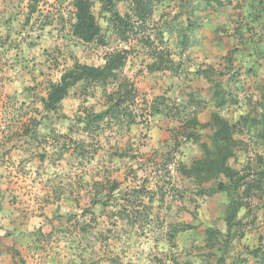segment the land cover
Masks as SVG:
<instances>
[{
	"label": "rangeland",
	"instance_id": "1",
	"mask_svg": "<svg viewBox=\"0 0 264 264\" xmlns=\"http://www.w3.org/2000/svg\"><path fill=\"white\" fill-rule=\"evenodd\" d=\"M129 1H117L115 9L124 15ZM218 1L223 5L207 0L192 3V19L198 24L183 59L179 60L174 38L166 36L180 69L155 74L146 72L149 57L134 38L122 44L106 31L105 15L97 3L93 11L106 47L84 45L71 37L70 0H38L36 14L26 26V12L21 8L27 32L39 29L42 23L47 27L30 35L32 60L22 67L23 76L31 72V77L22 79L28 83L23 98L26 105L5 110L6 117L1 118L13 129L7 132L9 158L7 171L0 178V264H216L224 252V264H257L248 252L264 246L262 197L247 201L238 212L241 230L237 239L229 241L227 250L221 244L211 250L205 247L206 228L217 230L223 240L227 197L217 188L222 178L197 187L178 177L177 163L189 164L200 157L192 140L177 138L179 147L169 164L172 167L167 166L181 123L157 116L129 132L108 129L97 137L86 136L80 132L76 116L101 101L98 89L87 96L81 95L79 87L72 89L56 113H43L40 104L47 85L58 81L74 62L99 66L108 52L130 48L118 81L128 79L134 84L141 108L143 100L149 102L161 95L176 104L193 99L191 104L199 105L187 106L184 116L196 115L204 123L214 104L208 100L209 85L198 71L208 70L212 82H220L231 93L221 116L234 122L241 115L259 113L258 103L264 104V0ZM177 6L175 0L162 2L148 28L162 25L161 13L171 21L179 12ZM237 27L243 32V41L235 35ZM232 100H236L234 105ZM32 122L38 124L34 127ZM25 130L29 134L24 135ZM208 132L198 130L192 136L206 142ZM235 138L245 145L235 151L228 165L238 171L248 164L257 169L255 156L264 153L259 141L253 133L236 134ZM81 141L84 150L79 157L72 154L73 144ZM113 185L118 187L113 196L127 194V201L111 199L103 207ZM136 189L144 192L141 201L147 207L135 198ZM122 204L130 205L125 221L112 216ZM182 225L185 231L170 239L172 228Z\"/></svg>",
	"mask_w": 264,
	"mask_h": 264
},
{
	"label": "trees",
	"instance_id": "2",
	"mask_svg": "<svg viewBox=\"0 0 264 264\" xmlns=\"http://www.w3.org/2000/svg\"><path fill=\"white\" fill-rule=\"evenodd\" d=\"M28 5V17L25 18L24 24L27 25L30 16L37 11L38 0H31ZM119 0H70L73 8L69 30L71 37L84 45L94 44L100 47L108 46L105 34L98 24L94 15L95 4L100 5V11L105 15V22L117 42L127 44L129 39L134 38L136 43L147 53L149 62L145 65L148 74L171 72L174 73L180 69V64L172 59L173 53L168 46V35L174 38V48L179 52V60L184 58V54L189 50L193 41V28L197 27L198 21L193 20L194 8L192 3L196 0H175L178 3L177 12L171 21L162 18L159 20L162 25L157 28H148V23L152 20L158 6L165 0H130L129 10L121 15L116 9V2ZM216 3L218 6L223 5L218 0H207ZM185 16L184 20L183 17ZM47 23H42L41 26ZM50 23H48L49 25ZM236 36L243 41V32L236 28ZM130 48L114 49L103 56V63L99 66H93L88 62H74L73 65L64 70L58 81L49 83L46 87L45 96L40 98L41 110L43 113H56L62 101H64L72 89L79 87L81 95L87 96L92 89H98L101 94V101L95 106L83 108L76 116V123L81 127L80 132L86 136H98L108 129H115L120 132H129L130 128L150 118L161 116L167 120H174L181 123L179 132H176L174 140V150L172 149L167 166H171L175 149L179 144L177 138L183 141L192 140V143L199 148L200 157L194 158L189 164L177 163L175 172L178 177L190 181L195 186L223 179L217 188L220 192L225 193L227 203L224 211V223L226 232L223 240H219L220 233L213 228H206L205 247L208 250L221 244L225 250L228 249L229 241L237 239V234L241 230V222L237 218L238 212L244 209L247 201L256 198H264V153L255 156V163L258 168L253 169L248 164L245 168L238 171L228 165V161L233 157L236 150H240L245 144L243 141L236 139L235 135L253 133L264 150V104L259 102L260 112L257 114L241 115L236 121L230 122L221 116L222 107L226 104V97H231L229 89L224 88L220 82H212V73L208 70L198 71L209 85L208 100L214 104L213 110L210 111L200 123L196 115L185 117L187 106L192 105L193 99L188 104H180L169 101L165 96H157L151 101L143 100V108L139 106L140 93L134 84L124 79L118 81L119 75L123 72L130 57ZM250 71V70H249ZM111 87V90H109ZM233 105L236 100H232ZM183 104V105H182ZM191 107V108H192ZM185 109V110H184ZM35 127L38 122H32ZM209 130L207 141L202 142L198 136H192L195 131ZM29 130H25V134ZM92 138V137H91ZM79 143V144H78ZM81 142H75L73 153L82 157L84 150ZM168 152V151H167ZM166 153V152H165ZM169 153V152H168ZM117 186H111L110 191L106 194L103 207L110 203L111 199L117 201H127L126 195H117L112 193L117 190ZM214 188H210L213 191ZM135 198L140 200L142 207V191L133 190ZM163 196V195H162ZM152 200H148L151 206ZM128 207V208H127ZM130 205L122 204L119 212H112L113 217L120 220H126L125 213L129 210ZM149 209V208H145ZM185 226L172 228L170 239H173L176 233L184 232ZM241 237V236H240ZM239 238V237H238ZM225 252L217 260L216 264H224ZM248 254L257 260V264H264V246L257 247L248 252Z\"/></svg>",
	"mask_w": 264,
	"mask_h": 264
},
{
	"label": "crops",
	"instance_id": "3",
	"mask_svg": "<svg viewBox=\"0 0 264 264\" xmlns=\"http://www.w3.org/2000/svg\"><path fill=\"white\" fill-rule=\"evenodd\" d=\"M23 2L24 6L22 5ZM29 4L30 0H0V81L3 83V87L2 84L0 85V178L7 171L6 161L9 158L5 151L8 145L7 137H9L7 132L13 129L12 125L8 126L2 123L3 119L1 118L6 117L5 110L19 108L22 103L26 105L27 100L23 98L26 96L28 88L26 84L28 83L22 82V79L27 80L28 77H31V72L29 76L27 74L23 76L22 67L23 65L28 67L27 64L32 60V38L30 35L33 31L47 27L45 25L40 26L39 29L29 28L27 32L26 25H22L20 11L24 7L26 12L24 16L25 18L28 17L27 6ZM26 7L27 9H25ZM35 14H32L30 18ZM54 38L57 39V37ZM23 49H27L25 51L29 53V57L23 53Z\"/></svg>",
	"mask_w": 264,
	"mask_h": 264
}]
</instances>
